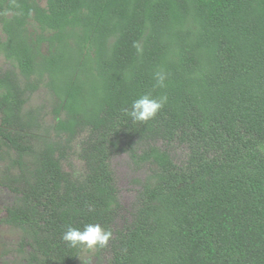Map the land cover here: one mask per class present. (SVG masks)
Instances as JSON below:
<instances>
[{
  "label": "trees",
  "instance_id": "obj_1",
  "mask_svg": "<svg viewBox=\"0 0 264 264\" xmlns=\"http://www.w3.org/2000/svg\"><path fill=\"white\" fill-rule=\"evenodd\" d=\"M1 57V183L16 198L0 222L23 231L26 264H77L62 235L88 224L113 232L109 264H264V0H0ZM40 86L53 135L24 111ZM145 94L168 100L135 123L123 110ZM83 132L74 177L62 161ZM156 139L187 144L186 165L138 152ZM113 151L156 167L120 230Z\"/></svg>",
  "mask_w": 264,
  "mask_h": 264
},
{
  "label": "rangeland",
  "instance_id": "obj_2",
  "mask_svg": "<svg viewBox=\"0 0 264 264\" xmlns=\"http://www.w3.org/2000/svg\"><path fill=\"white\" fill-rule=\"evenodd\" d=\"M39 3L44 6L45 0H39ZM45 50L46 46L43 45V51ZM0 66L2 68L10 67L3 57L0 59ZM52 108V97L46 87L40 86L39 89L29 96L27 103L24 105V111L36 110L42 120V126L36 129L33 132L34 134L44 135L49 131L53 135L52 128L57 117L52 113ZM87 136L88 132L81 133L73 142V147L67 158L62 161L64 170L69 171L74 177L81 176L86 171L85 163L80 156V148L81 142ZM150 145L167 150L177 167L181 168L186 165L189 156L187 144L180 143L178 140L166 142L156 139L146 144L138 145V152ZM11 156L15 157V153L12 152ZM8 160V158L0 160V218L4 214V208L11 206L16 198V195L1 183L5 178V164L8 163ZM108 161L120 202V209L111 226L113 230L125 229L133 221L138 205V195L142 190L143 183L156 167L151 163H144L140 166L135 165L127 151H113ZM23 237L24 233L20 228L0 222V264H26L27 252H21L19 249V242ZM29 249V247L26 248L27 251ZM111 256L112 253L109 246L104 249L98 248L95 251L84 249L77 264H109Z\"/></svg>",
  "mask_w": 264,
  "mask_h": 264
},
{
  "label": "clouds",
  "instance_id": "obj_3",
  "mask_svg": "<svg viewBox=\"0 0 264 264\" xmlns=\"http://www.w3.org/2000/svg\"><path fill=\"white\" fill-rule=\"evenodd\" d=\"M15 3V0H13ZM18 6V5H17ZM137 46V45H134ZM138 47V46H137ZM166 74L156 73V87H166ZM167 96L153 98L150 94H145L132 104L131 110L125 108L123 111L130 116L135 123H147L155 119L160 110L167 103ZM113 238L111 230H105L100 224H88L83 230L69 226L62 235V240L71 248H83L89 251L104 249L109 246Z\"/></svg>",
  "mask_w": 264,
  "mask_h": 264
}]
</instances>
